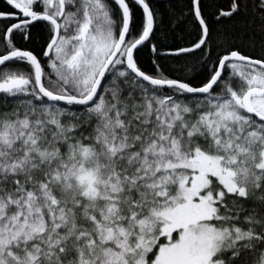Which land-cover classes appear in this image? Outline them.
I'll use <instances>...</instances> for the list:
<instances>
[{
  "label": "snow or ice",
  "instance_id": "1",
  "mask_svg": "<svg viewBox=\"0 0 264 264\" xmlns=\"http://www.w3.org/2000/svg\"><path fill=\"white\" fill-rule=\"evenodd\" d=\"M170 13L5 0L0 264H264V0Z\"/></svg>",
  "mask_w": 264,
  "mask_h": 264
},
{
  "label": "trees",
  "instance_id": "2",
  "mask_svg": "<svg viewBox=\"0 0 264 264\" xmlns=\"http://www.w3.org/2000/svg\"><path fill=\"white\" fill-rule=\"evenodd\" d=\"M154 6L159 10V12L164 16L167 21L171 15L170 9L173 7L180 6V0H152ZM5 1L0 0V8H4ZM171 35V33H170ZM177 36L180 35L179 32L176 33Z\"/></svg>",
  "mask_w": 264,
  "mask_h": 264
},
{
  "label": "water",
  "instance_id": "3",
  "mask_svg": "<svg viewBox=\"0 0 264 264\" xmlns=\"http://www.w3.org/2000/svg\"><path fill=\"white\" fill-rule=\"evenodd\" d=\"M5 1V0H4Z\"/></svg>",
  "mask_w": 264,
  "mask_h": 264
}]
</instances>
